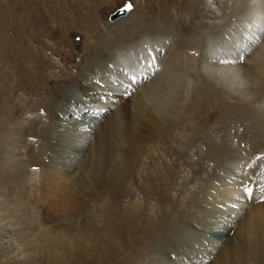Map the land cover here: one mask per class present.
I'll list each match as a JSON object with an SVG mask.
<instances>
[{
  "label": "rangeland",
  "instance_id": "374dc122",
  "mask_svg": "<svg viewBox=\"0 0 264 264\" xmlns=\"http://www.w3.org/2000/svg\"><path fill=\"white\" fill-rule=\"evenodd\" d=\"M64 1L68 4V3H70L71 0H64ZM83 1L84 2L89 1L88 3L90 5V7L89 8L87 6L82 7L84 4ZM122 1L123 0H76L75 3L78 4V7H80L81 10L79 9V11L74 12L72 10L71 5H70V8L69 7L64 8V5L61 4V0H14V1L13 0H0V3H1L0 4V114H2V120L3 121L9 120V118H8L9 116L3 115V114L11 115L10 120H9V122H7L8 124L6 126H5L4 122L0 119V122H3L2 124H0V172L4 171L8 167L12 168V170H13V168H15L18 165L20 167L24 166L27 169V172H25V174H27V175H25L26 177H24V178L19 173L14 174L12 177H9L10 174H6V176L4 178L3 177L0 178V264H126L128 261L129 262L133 261L134 264H136V262H137V264H167L166 261H160L161 257L167 255L164 253L165 252L164 248L166 247L167 244H168V246H172L170 249L167 247L168 254L170 253L171 256L174 258V254H175L174 249H176V250H178L176 252L180 253V256L182 258H184V261H187V263H190L191 258L194 259V262L196 260H200V257H198V256L196 257L195 254L190 255L191 254L190 252H192L194 250L193 248H189V246L193 244L190 241H198V240L200 241V237H202V236L198 237L197 235H194V234L198 233L199 235L204 234L205 237H208V236L211 238L214 237L213 233L211 234L210 230L208 231L207 228L205 227L206 224H207V227H209L210 229L215 228L216 229L215 232L218 233L219 236L217 234V236L214 237L215 239L216 238L218 239V241H217L218 244H215L216 242L212 243V245H218L217 249H211L209 247L210 243H208L206 241H204V243H206V245L203 243L200 248H198L195 245L193 246L194 248L197 247L199 249L197 251L198 253H204V256H207L208 250H213L215 253L217 252V254H219V256L222 253L220 257L223 256L222 258H224L225 257L224 253L225 252L228 253V251H226V250H228V247H226L227 241L228 240L234 241L235 239L239 238L237 233H235L237 235L234 234V236H233V233L235 232L234 229H236V224L239 223L240 218L236 219V217H234V218L230 217L231 220L227 222V220L224 219L225 217L222 218V216L223 215L225 216L229 213H230L229 216H236V214H233L232 212L239 210L238 212L240 214H243L242 215V217H243L245 215V213H247V210L249 209L251 202L248 204L249 205L248 206V205H246L248 202L239 201L240 198L241 199L244 198V196L239 195V193H236L235 195L231 194V196H229V197H232L233 199H235L237 203L232 202V201H229V202L224 201L225 198H228L227 196L229 193H223L222 192V190H225V187H223L220 184V182H222L220 179H224L223 177H225V173L228 171V167H230L232 164V162H231L232 158H230L232 156L230 155L231 153H229V152H231V150L234 151L238 147V154L237 155L241 156L243 154L239 152V149L245 148L248 145L253 146V144H255L253 142L260 143L258 146L259 149L264 148V136H263L264 135V124H263V126H260V125L257 126V124H255L256 119L251 118L250 115H246L247 111H243L241 113L242 115H240V113L237 111V109L235 107L233 108V106L230 105L231 104L230 101H226V100L222 99L220 97V95L216 94V93H215L216 96L213 94V95H210L208 97L210 99V101H207L204 98V99L198 100V102L195 103L193 101V100H195L193 98V94H196L197 89H194V88H196L198 86V84L200 85L201 81H204V78L202 80V73H199V71H196V67L199 64V61L195 59L196 62H193V66H191L192 67L191 70H193L195 73L189 74V73H185L184 71H181L180 67H179V69H177V67L180 65V62H182L181 59H179V58H176L178 60L168 59L167 57H170V56H167V54L170 55V53L171 54L173 53L174 55H176V54L182 53L180 51V44H179V42L182 40L185 42H188L190 40V42H192V43H194V41H195L194 46H196V48H199V49L205 48L211 43V42H209V36L211 35V37L217 38V35L219 33L222 34V35H220V34L218 35L220 37L218 39H221V40H219L218 42H215V40H214V43H222V42L228 43L229 42L228 47L229 48L232 47L231 49H235L236 48L235 44L237 42V39L239 38L240 35L245 33V31H243V32L240 31L238 33H234L236 31H238V29H239L238 25L240 22L238 21V18L240 20L242 19L241 17L244 18L245 11H248V9H246L247 6L244 4L245 3L244 0H236L237 5H238V3L244 4V5L241 4V5H243L242 7L244 8V10L242 7H238V9L235 11L237 13V14L235 13L236 16H234L235 14L233 15L231 13L228 17H224V22L222 21V19H221L222 22H220V20H217L213 24L216 27L212 28L209 32H206V30H199L200 29L199 22L194 21L196 19L198 20L199 15L196 14L194 16L193 22H191V20L188 18L189 17L188 15L192 16L196 12L195 8H198L196 5L199 6L198 2L200 0H195L194 3L191 5L187 4V2L185 0H183L184 3L183 2L180 3L182 0H173V1L171 0V2H163L164 0H129L131 4L133 3L132 4L133 9L131 11L134 12L132 14L133 15L132 18H128V19H130L129 21H134L136 19L135 18L136 16L137 17L139 15L143 16V14L145 17L147 15L148 18H150V19H156L157 22L159 23L158 26L161 27V30L158 31V29H157V32L155 33L156 37H162V38L165 37L164 36L165 33H162L163 32L162 30H164L163 27L168 26V25L170 26V23L175 24L174 25V29H175L174 32L172 34L166 33L167 38H166L165 45H160V48H161L160 57L157 59L158 68L155 71V75H153V77H156L157 74H159L161 72L162 68L164 67L163 66L164 61L167 59V62H168L167 67L169 66L167 69H168V72H170L169 73L170 76H168L167 78L160 77V80H161L160 85L164 84L166 86H169V87H172L175 89L180 88L179 90H181V92H180L181 94L177 93V95H176L177 99H176L175 104H176V106L178 104L179 106H177V109L180 110L179 108L181 107L183 115L185 113H186V115L182 116V112H180V111L178 112L177 110H175L174 112L176 114H174V112H173V114L175 115L174 117L168 115V117H172V118H168V117L165 118L166 116H165V114H163L162 120H161L159 118V116H157L159 122H163V121L165 122V120H172L173 121L172 126H168L169 128L167 127L168 129L166 128V130L163 132L165 137L160 139V140H158L159 138L157 139V137H156L155 138L156 140L153 139L152 142L150 141L149 143L146 144V147L144 145V147L141 150L135 149L133 151V153L131 154L132 159L129 158V160H127L129 163V164H127V169L125 167L124 168L125 170H122V171H125L126 173H128V176H127V174L124 175L123 177L121 176L120 177L121 179H118L119 182L111 184L112 188L115 187L112 191H110L111 188H109L107 191H103L102 188H99V191L97 193L98 198H97V201L95 203H91V204L87 203L86 205L79 207L78 208L79 210L77 212L75 211L76 209L73 211H72V209H70L69 211H67V209L64 211H59L57 208L55 209L54 207H52L51 204H48L47 202L41 200V198L36 195L37 194L36 193L37 188H36L35 180H40V175L38 176V174H39L38 170L41 169V164H44L41 161L44 159V160H46V162H50L51 165L52 164L56 165L57 167L55 166V168H61V163L58 164L56 159H53L52 156L55 157L57 155L58 151L63 150V152H64L65 149H68L69 147H71V153L66 152L67 153L66 156L61 157V158L59 157V159L57 158L58 161H61V160L66 161L65 159L67 157H71L73 154L76 155L78 152V148L75 146L77 139L75 142H73V141L69 142L68 141V143L64 147H62V145H64V139H65V137L62 135V136H60V140H58L59 146L57 145L55 150H53L54 148L52 149L53 152H52L51 156H50V153L52 150L50 151L48 149L47 153L50 152L48 154V157H47V154L45 153V155L43 157L41 156L40 161L37 164H31L32 162H35V161H32L30 159V158H32V152L31 151H32L33 146L39 147V148H41L43 145L47 146V144H48V146H50L49 143H52V141L56 142V139L59 138L58 136H56L54 130H52L53 123L51 120H53L52 119L53 117H51V114L56 115V113H57L58 116L61 117V119H65V120L68 119L73 114L70 111L69 113L62 115V113H61L62 109H60L61 108L60 106L62 105L63 100L59 97V94H61L62 91L57 89L56 84L58 85L59 88L61 86H63L64 89H67L68 83H73V85L76 84V81L74 80V76L77 74L78 68L73 67V66H76L73 64H80L83 56L86 57L87 55H89V56L91 55V53L88 54V51L91 48L100 45L99 42H102L103 39L106 37V34H108V32H107L108 31L107 30L108 25L107 24L112 23V22H109L108 20H106V14L108 13V11L112 10L116 5L122 3ZM221 1H224V0H221ZM227 1H229V0L224 1L226 3L223 2L222 6H224V7H225V5L228 6L229 3ZM71 3H73V2H71ZM163 3H165L166 6ZM164 6H165V8H163ZM210 7H212V5ZM101 8H103L102 9L103 13L101 15L102 17H100V15H99V11ZM239 8H240V10H239ZM254 8H255V12L259 11V9H256L255 5H254ZM164 10H167V13H166V15L164 14L162 16V14H163L162 12ZM238 12H240L241 14ZM83 13L89 15L85 20H83L81 17ZM255 15H256V13H255ZM126 16H122L120 18L122 19L123 17H126ZM255 17H257V16H255ZM120 18H118L117 20H119ZM117 20H115V21H117ZM115 21H113V22H115ZM228 21H230V22L232 21V22L229 23ZM185 23L189 26L198 27V28L194 29V30H188L189 27L187 29H181L180 28L181 26L179 27V25H181V24L185 25ZM195 24H197V25H195ZM217 25H218V27H217ZM235 26H236V28H235ZM94 27L97 28L96 31H91ZM117 28H119L118 30H120L121 27H117ZM229 28L231 31L229 30ZM212 30H213V32H212ZM116 32H117V29H116ZM205 32L207 34H205ZM230 33H232V34L229 35ZM94 34H96V35H94ZM173 34H175V35H173ZM75 35H77L79 37V40L78 39L75 40V38H74ZM112 36L113 35L111 34L110 37H112ZM134 36L135 35L130 36V39H134L133 38ZM226 36H228V39L226 38ZM204 39H205L206 43H205V41H203ZM206 39H208V41ZM196 43L197 44L199 43V45H197ZM204 45H206V46H204ZM167 47L168 48L170 47L169 50L172 48V50H170L169 53H168L169 50L166 49ZM115 49L118 52V49L117 48H115ZM173 49L175 52H173ZM34 53H36L37 55L32 56L31 54H34ZM108 54L111 55V57H109V58L107 57L108 59L103 58V62H105L106 60H112V61L115 60V58H112L113 56H115L113 53H111L109 51ZM240 54H242V53H240ZM226 55H228V54H226ZM198 56H197V58H198ZM24 57L25 58H27V57L32 58V59H30L32 61H29V62H30L31 66L32 65L36 66V72H33V71L27 69L26 67H24L25 66L23 63L25 61ZM29 58H27V59H29ZM202 59H204V57H202ZM36 60L37 61L41 60V61H39V63H38ZM129 60H132L131 66L137 67V65H135V63L137 62L138 59L136 60V58L133 55H131V58ZM232 60L233 59L225 58V59H220L219 62H218V60H216V62L220 63L222 61L226 62V61H232ZM213 61H215V60H213ZM40 63H43V65H41ZM106 63H107V67L109 70L115 71L117 69V66L115 64L110 63L109 61L108 62L106 61ZM121 63H122V61L120 62V64ZM144 63H146V60H142L140 62V65H143ZM237 63H238V65L241 64V62H239V61ZM177 64H178V66H177ZM30 65H29V67H30ZM82 65L84 67L85 64H82ZM82 65L79 66V68H83ZM209 69H212V68L206 67V70H209ZM41 70H43V71H41ZM211 71H214V70H209L208 72L210 74H212V76L214 75L216 79L211 78L212 76L208 77V78L210 80H214V81L216 80L215 82H217L218 85L222 86L223 85L222 81L220 79H218V77L216 76V73H213ZM115 72H111L112 79L110 77L109 80L111 83L115 84L114 89L117 90L119 88V86H117V84H119L120 81L123 84L126 83L125 85H127V81H126V79L123 80L121 77L117 76L116 75L117 72L116 73ZM149 72H152V71H149ZM68 74H70V75H68ZM123 74L124 73H121V71H120V75H123ZM7 75H9V76L11 75L10 76L11 78L10 77L8 78V80L5 84V87H4L1 85V82H2V79L6 78ZM72 75H74V76H72ZM151 76L152 75H146V77H143L141 79L140 83L147 81ZM153 77L151 78V80L153 79ZM100 80H101L100 78L95 79L93 77L92 78V86L99 85V84H101L100 85L101 88L106 86L105 84H102ZM164 80H165V82H164ZM244 82H245V79L243 80V83ZM51 83H52L51 87H53V88L49 87ZM83 83L90 85L87 82V80H86V82L83 81ZM231 84H232L231 88L243 87L237 82H233ZM238 84H239V86H238ZM72 89H74L73 86H72V88H69L68 90L70 91ZM136 91H137V89L133 88L132 91L129 90L127 95L124 92L123 93H124V95L128 96L129 98H132L137 93ZM182 91L184 93H182ZM194 91H195V93H193ZM186 92H188V94ZM71 95H75L76 98L69 100V102L71 103V102L75 101L76 107L79 105L77 107L78 108L77 112L80 115L82 113H85L88 110V108H87L88 105L85 104V102H88V101H89V103H88L89 105H92L94 103L97 108H99V107L104 108V109H101L102 113L98 117L99 118L98 121H94V123H98V124L102 125L101 121L105 122V121H107V119L109 120V118H111L110 115H112V111L114 109H116V106H113L111 108H106V105H100L104 102H101L98 98H101L103 96L99 97V95H98V98L96 97L95 99L94 98L87 99V97L84 96L83 93H80V95H79L76 89H74V92ZM108 96H109V98L113 97L116 102L118 101V103H120V100H118L117 97H115L114 92L112 95L108 94ZM136 98H138V94L133 99L135 100ZM186 98H190V100H192L191 102L196 104L194 106V108L192 107V108H190V110H188L187 107H188V105L191 104V102L190 101L187 102ZM123 100H126V99L123 98ZM227 100H230V98H227ZM186 102H187V105H186ZM207 102L210 104H208ZM225 103H226V105L229 103V105L226 107ZM15 104H18V106H16ZM200 104L203 106H201ZM207 104L210 106H208ZM260 104L261 103H259V105ZM181 105H183V106H181ZM214 105H216V106H214ZM63 106H64V104H63ZM212 106H214V107H212ZM19 107H20V109H19ZM205 107H209V108H205ZM92 108H93V110L95 109V107H92ZM184 108L187 110V112L183 111ZM262 108H264V101H262V104L260 105L258 112H261V110H262L261 113H263L264 109H262ZM53 111H54V113H53ZM222 111H223V113H222ZM211 112L213 114H211ZM235 112H238V113H235ZM14 113H16L15 116H14ZM98 113H100V112H98ZM19 114H20V117L18 116ZM199 114H200V116H198ZM75 115H76V113L73 114V116H75ZM137 115H139V114H137ZM244 115L246 116V118ZM39 116L45 117L47 119L44 120L43 122H40L39 119L37 118ZM180 116H181V118H180ZM192 116H193V118H192ZM182 117H183V120H182ZM190 117H191V119H190ZM239 117L241 118L242 122L239 121L240 119H237ZM12 118H13V120H12ZM142 118H147V117H145V116L139 117L138 116L136 118L135 116H132L131 120H129L130 121L129 124H127L128 131H131L133 133H141L139 127L141 125L140 122L142 121ZM175 118H178V119H175ZM233 119H234V121H235V119H237L235 121L236 122L235 124H234V122H233V124L228 122V121H231ZM28 120H29V122H28ZM94 120H96V119H94ZM207 120H209V121H207ZM204 121H205V123H204ZM208 122H210V123H208ZM176 123H178V124L176 125ZM262 123H264V118H262ZM68 124H71V123H68ZM108 124L110 126L111 125L114 126L115 123L113 124L111 122H108ZM108 124L106 125L108 127L105 126L107 128V130H105L106 128L101 129L103 132L102 136L104 138L107 137L106 134L108 133V131L110 132L109 129L112 127V126L110 127ZM187 125H188V129H187ZM192 125L195 126L194 127L195 130L193 129ZM24 126L25 127L28 126V131H25V134L24 133L18 134L15 132L14 129H18V128L21 129ZM255 126H257V128ZM95 127L92 129L97 130L98 126L95 125ZM81 128L83 129L84 127L82 125H79V126L75 127L74 129L76 130V129H81ZM4 129H6V131L9 133V137H7V138L5 137L6 134L4 132L2 133V130H4ZM74 129H72V130H74ZM190 129H191V131H189ZM72 130L70 132H72ZM198 132H199V134H198ZM259 132L263 133V134H261L262 138L253 137V136L259 134ZM53 133H54V135H53ZM97 133H99V132H97ZM97 133L95 132V134H97ZM1 134L3 136H1ZM69 135H72V133H69ZM119 135L121 137H124V136H126V133L124 131H121V132H119ZM48 136H50L52 141L46 140V137H48ZM196 137H198V138H196ZM91 140H92V137H89V142H91ZM102 140H100L99 143L102 144ZM208 140L211 141L212 146L207 147L206 150L204 151L205 157L199 158L202 162H204V164L206 165L207 168H205L203 170V166H202L200 172L203 173V172L210 171V173L212 174V179H210V181L203 180L202 189H201L200 193L197 194V196H196V205H197V207H199V203L202 206L205 205L204 207H206L207 211L210 210V208L217 210V216H214L211 218L207 217L206 214L204 215V212H202V210L200 211L199 209L198 210L195 209L194 213L193 212L191 213L190 208L186 209L183 207V204H182L183 201L185 202L184 205H186V203L188 202L187 199L190 196V193H188L190 191V187L176 189V186H178L176 184L175 186H172V187H174V189L172 188L170 190H167L171 184L168 183V184L164 185V183H160V182H162L161 178L163 176L166 175L165 178H168L170 176L169 174L172 173L171 175H174L173 170L176 168V167H174L175 166L174 160H176V158H179V156H180L179 151L182 152L186 149L188 150V148L191 150H194L195 148H200V150L205 149L203 147L206 146V143ZM219 140H221V142ZM226 140L229 142L227 146L225 144ZM106 141H108V140H106ZM250 143L251 144L253 143V144L251 145ZM116 144H119L118 140L113 145H116ZM91 147H90V144H88V147L86 148L85 152L83 151V154H80L78 156V158H79L78 161L84 160L86 154L90 153L89 151L91 150ZM114 148L117 151H119L120 153L124 152L123 148H118V147H114ZM146 150L149 152V154H147L148 152ZM170 152L172 153L171 156H169ZM252 154L251 153L246 154V156L248 155L249 158L247 157L248 160L245 159L248 161V164L251 167H253L252 170H251V167H250V170H249V168L245 167L243 171L250 173L255 168L259 167L257 162H254L251 160L250 156ZM34 156L39 158L36 155H34ZM213 157H214V159H213ZM254 158H256V157H254ZM249 159L251 160V163H250ZM35 160H37V159H35ZM113 160L114 159H110L107 162H104V160H103V162H102L103 167H101L102 173H105L104 170L106 167L111 166V163ZM165 160H166V162H165ZM11 161H12V163H11ZM241 161H243V157L241 158ZM68 162H70V160H68ZM74 162H77V160L75 159ZM155 162H156V164H155ZM169 163H170V165H169ZM254 163H256V165H254ZM137 164L139 166H135ZM166 167L169 168L170 173L162 171V169H164ZM134 168H136V169H134ZM209 168H211V169H209ZM128 170L131 172H127ZM37 172H38V174H37ZM158 172L161 174L160 178H157V176H156V174ZM217 173H218V175H216ZM105 174H107V176H109V173H105ZM183 175H185V174H183ZM146 176H147V178H146ZM249 176L253 177L254 173L250 174ZM142 177H143V179H141ZM25 178H26V180H25ZM135 178H136V181H135ZM215 178H217V181H215ZM227 178H229V177H227ZM227 178H225V179L227 180ZM230 178H232V177H230ZM263 178H264L263 176H260L259 180H262ZM69 179L67 176H62L60 178V180H64V183H65L64 189L65 190H66L67 185H68V184H66L65 180L68 182ZM256 179H258V177L252 178V180H256ZM140 180L141 181L143 180V181L141 182ZM213 180L215 181V183ZM178 181H180V180H178ZM120 182H121V184H120ZM144 182H145V185H144ZM155 182H156V184H155ZM31 183L34 184L32 187H31V185H32ZM159 184H160V186H159ZM162 184H163V186H162ZM226 184H227V182H226ZM128 185H130V186H128ZM134 185L137 187H135ZM208 185H210V186H208ZM165 187H167V188H165ZM229 187H231V186H229ZM145 189H146V191H145ZM164 189L167 190V193H164L162 196L158 195L159 198L161 199L160 202H162V204H160V205H162L163 211L165 213H168V214L172 211L173 212L172 217H176L175 214L178 213L179 211L182 212V215H183V213H186V212L189 213L190 216H189V218H187V220H189L193 224V226H194L193 230L195 228L197 230V232L196 231L193 232V236L190 237L189 232H183L182 228L185 226V223L181 222L178 229L173 230V232L171 233L173 235H170L172 237V238H170V241L167 240L165 242L164 240L162 241V239H161V241L159 240L160 242H165V247L162 248V252H161L164 254H161V253L158 254V253H156L157 250H155V248L152 247V246H154L153 240L156 237L155 235L160 233L159 231L155 232V230L153 231V229H152L154 227V226H152V222L155 223V221H154L155 219L151 220V218L147 217V215L142 214L141 212H140V214H135L133 212L134 210L129 211V207H127V206L130 203L135 204L137 201H140V202H144L143 203L144 206H146V204L148 203L149 206L152 204L153 208H155V206L157 207L155 195L159 194ZM203 189L205 191H202ZM153 190H155V191H153ZM237 191H242L245 193V191H243L240 187L237 188ZM178 192H179V194H178ZM27 193L29 195L26 196ZM129 193H133V194H129ZM116 194H117V196H116ZM119 195L122 197H120ZM128 195H130V196H128ZM172 196H175V199H172ZM4 197H6L5 200H4ZM111 199L113 200V202ZM143 199H144V201H143ZM145 199H146L147 203L145 202ZM116 200L118 202H116ZM128 200H130V201H128ZM178 200H179V202H177ZM134 201H135V203H134ZM259 201L263 202L264 198H263V200H258L257 202H259ZM239 202H241V203H239ZM105 205H107V206H105ZM227 205H229V207L230 206L233 207V209L231 210V212H228V210H226V212L222 214L221 210L225 209V206H227ZM172 206H174V207H172ZM94 207H95V209H94ZM104 207L106 210L104 209ZM120 207L122 209H120ZM173 208H174V210H173ZM89 210L90 211L92 210V211L90 212ZM101 211L103 213H101ZM114 212H116V213H114ZM113 213H114V215H113ZM102 214L107 215V217L105 218V215L103 217ZM138 215H139V217H138ZM229 216H227V217H229ZM99 217H101V218H99ZM115 217H117V218H115ZM102 218L105 221L101 220ZM110 218H111V220H110ZM230 218H228V219H230ZM205 219L212 220L213 222H215V221L216 222L218 221V222L217 223H208V222L205 223L203 221ZM219 219H221L220 223H219ZM81 221L94 222L95 226L98 225L99 222H103L102 223L103 226L100 227V229L97 230L96 232L95 231L91 232L92 235H90L89 232L84 231V227H81V223H82ZM186 225H187V223H186ZM223 227H225V228H223ZM255 227H256L255 229H257V227H258L257 221L255 224ZM103 229H105L106 231ZM102 230L104 231V233ZM158 230H160V229H158ZM43 233H46L47 237L55 235V238L58 237V238H60V240L67 239L65 241H69L70 237L77 235L78 238L79 237H80V239L84 238V241L87 242L86 238L90 236L92 239L91 240L92 243L91 244L90 243L85 244V247L83 249H80L78 252L73 251V253H71V252L65 253L63 250L60 251V248H54L53 251L51 250L52 251L51 253L46 254L45 252L54 246L49 247L48 244H46L43 241L42 237L40 236V234H43ZM154 233H156V234H154ZM182 234H183V237L186 238V241H188V242L186 244H184L183 247L181 244H179L181 246L180 247V246H178L177 240H175V239H178L179 238L178 236H180ZM220 234H222V235H220ZM104 235L106 236L105 238L108 237L107 240H109V241L111 240V238L113 239V236L115 235L113 241L112 242L110 241L111 244H109L110 243L109 241L108 242L106 241V239L103 237ZM158 237H160V236H158ZM234 237H235V239H234ZM203 239H205V238H202L201 240H203ZM4 240H8L9 243L2 242ZM65 241H63V242H65ZM159 241H156L154 243V244H158V245H156L157 247H159V244H160ZM219 241H221V242H219ZM99 243H102V244H99ZM174 243L177 245L176 248L174 247L175 246ZM7 245H9V247H7ZM206 246H208V247L205 249ZM231 247L232 246L230 245L229 248H231ZM94 248H96V250ZM172 248H174V249H172ZM6 249H8V250H6ZM148 250L149 251L151 250V251L149 252ZM243 250L244 249L239 247V245H238V251L243 252ZM232 251L234 252V254H236L235 249ZM198 253H197V255H198ZM229 253H230V251H229ZM147 254L149 255V257L146 258ZM262 254L264 255V252H262ZM238 255L239 254H236V256L233 255V257L230 258V257H228V254H227V258H229V261L232 264H240V258ZM211 256H212V254L208 255L209 259L211 258ZM172 257L169 258L170 259L169 261H171V259H173ZM177 258H180V257H177ZM235 258H236V260H235ZM252 258H253L252 261H254L255 260L254 255ZM231 259H233L234 262ZM218 260L219 259L217 258V260L215 262H217ZM172 261L175 262V264H178L177 263L178 261H176V260H172ZM187 263H184V264H187ZM197 264H199V263H197ZM203 264H208V262L207 263L205 262ZM209 264H212V261ZM248 264H252V263H249V261H248ZM254 264H257V262L255 261Z\"/></svg>",
  "mask_w": 264,
  "mask_h": 264
},
{
  "label": "bare ground",
  "instance_id": "6f19581e",
  "mask_svg": "<svg viewBox=\"0 0 264 264\" xmlns=\"http://www.w3.org/2000/svg\"><path fill=\"white\" fill-rule=\"evenodd\" d=\"M75 1L76 0H71L70 3L67 4L64 0H61V4L64 5V8H67V7L70 8V5H71L72 10L74 12L79 11V9L81 10V8L78 7V4L75 3ZM185 1L187 2V4L191 5L194 3L195 0H185ZM224 1H226V0H224ZM224 1H221V0H200L198 2L199 6L196 5L198 7V8H195L196 12L193 15L191 14L192 16L188 15L189 16L188 18L191 20V22H193L194 16L196 14L199 15L198 20L197 19L194 20V21L199 22V24H200L199 30H206V32H209L212 28L216 27L213 24L217 20H220V22H222V21L224 22V17H228L231 13L234 15L236 13L235 11L238 9V7H242L245 4L247 6L246 9H248V11H245L244 18L241 17L242 18L241 20L238 18V21L240 22L238 25L239 29L237 28L238 31L234 32V33H238L240 31L241 32L245 31V33L240 35L238 39L236 38L237 39V42L235 44L236 48L235 49H231L232 47L229 48L228 47V43H229L228 41H227L228 43H226V42L214 43V40H215V42H218L219 40H221V39H218V38H220L218 36L220 33L218 32L219 34L217 35V38L216 37L213 38V37H211V35L209 36V42H211V43L207 47L201 48L202 50L199 48H196V46H194L195 41H194V43L190 42V40L189 41L187 40L188 42H185L183 40L180 41L179 42L180 51L182 53L176 54V55H174L173 53L172 54L170 53V55L167 54V56H170L167 58L173 59V60L174 59L178 60L176 58L181 59L182 62H180L179 66L177 64V66H178L177 69H179V67H180L181 71H184L185 73H189V74L195 73L193 70H191V68H192L191 66H193V62H196L195 59L199 61L198 66L197 67L195 66V67H196V71H199V73H202V80L204 78V81H201L200 85L198 84V86L196 88H194V89H197L196 94H193V93H195V91L192 93L193 98L195 99L193 101L195 103H197L198 100L204 99V98H205V100L210 101V99L208 98L210 95L214 94L216 96V94H219L222 99H224L226 101H230L231 102L230 105H232L233 108L235 107L237 109V111L240 113V115H242L241 113L243 111H247L246 115H250L251 118L256 119L255 124H257V126L258 125L263 126L264 123H262V118H264V114H263L264 112L261 113L262 110H261V112H258V109H259L260 105L262 104V101H264V28H263L264 27V0H244L245 3L244 4L241 3L243 5H241L239 3L237 5L236 0H229V1H227L229 3V5L228 6L225 5V7L222 6V3ZM71 2H73V3H71ZM88 2L85 1L82 7L87 6L89 8L90 5ZM163 2H171V0H164ZM182 2L184 3L183 0L180 3H182ZM224 3H226V2H224ZM163 4L166 6L165 3H163ZM211 5H212V7H210ZM254 5H255L256 9H259V11L256 10L257 12H255ZM165 6L163 8H165ZM102 9L103 8H101L99 11L100 17H102L101 15L103 13ZM132 9H133V6H132L131 10ZM131 10H129L127 12V14H126L127 16L125 15L126 17H123L122 19L120 17H118V18H120L119 20H117L118 18H116L112 21H109L112 23L107 24L108 25V27H107L108 34H106V37L103 39L102 42H99L100 45L91 48L88 51V54L91 53V55L90 56L87 55L86 57L83 56L80 64H73V65H76L73 67L78 68L77 74L75 76L72 75V76H74V80L76 81V84L73 85V83H68L67 89H64L63 86H61L59 88L58 85L56 84L57 89L62 91V92L60 91L61 94H59V97L63 100V103L60 101L62 103V105L60 106L61 107L60 109H62L61 110L62 115L69 113L70 111L73 114L76 113V115L73 116V114H72L68 119L65 120V119H61V117L58 116V114L56 112H55L56 115L51 114V117H53L52 118L53 120H51V121H52L53 127H54V128L52 127V130H54L56 136H58L59 138L56 139V142H54L51 140L50 136L46 137L47 141H49V140L52 141V143H49L50 146H48V144H47V146L49 148L45 145H43L41 148L34 147V146L32 148V151H31L32 152V158H30V159L32 161H35V162H32L31 164H37L40 161L41 156L43 157L45 155V153L47 154V157H48V154L50 153V152L47 153L48 149L50 151L53 148H54L53 150L56 149V147L58 145V140H60V136L63 135L65 137L64 145H62V147H64L68 143V141L69 142H71V141L75 142L77 139L75 146L78 148V152L76 155L72 153L73 155L71 157H67L65 159L66 161H62V160L58 161L59 157L61 158V157L66 156L67 153H71V147H69L68 149L64 148L65 149L64 152H63V150L58 151V153L55 157L52 156L53 159H56L58 164L61 163V168H55L56 165H53V164L51 165L50 162H46V160L43 159L41 162L44 164H41V169L38 170L39 174L37 172L38 176L40 175V180H35L36 188H37V192H36L37 194L36 195L38 197H40L41 200L47 202L48 204H51L52 207H54L55 209L57 208L59 211H64L66 209H67V211H69L70 209H72V211H73L76 209L75 211L77 212L79 210L78 209L79 207H82L83 205H86L87 203L88 204L95 203L97 201V198H98L97 193L99 191V188H102L103 191H107L109 188H111L110 191H112L115 187L112 188L111 184L119 182L118 179H121L120 178L121 176L123 177L126 174L128 176V173H126L125 171H122V170H125L124 169L125 167L127 169V164H129L127 160H129V158H131V154L133 153V151L135 149L141 150L144 147V145L146 147V144L149 143L150 141L152 142L153 139H155L156 137H157V139L159 138L158 140L164 138L165 136H164L163 132L166 130V128L168 126H172V122H173L172 120H165V122L164 121L159 122L157 116H159V118L162 120L163 114H165V116H166L165 118H167L168 115L174 117L175 116L174 114H176L174 112L175 110H177L178 112L179 111L182 112L181 107L179 108L180 110H178L177 106H179V105L177 104V106H176V104H175L176 99H177L176 95H177V93L181 92V90H179L180 88L175 89V88L166 86L164 84L160 85V82H161L160 77L167 78L168 76H170L169 75L170 72H168V69H167L169 67V66L167 67V63H168L167 59L164 61V65H163L164 67L162 68L161 72L159 74H157L156 77H153V75H155V71L158 68L157 59L160 57V50H161L160 45H165L166 38H167L166 33L172 34L175 30L174 29L175 24L170 23V26L168 25V26L163 27L164 30H162L163 31L162 33H165V35L163 34L165 37H163V38L162 37H156L155 33L157 32V29H158V31L161 30V27L158 26L159 23L157 22V20L156 19H150V18H148L147 15L145 17L143 14V16H140V15L138 17L136 16L135 17L136 19L134 21H129L130 19H128V18H132V16H133L132 14L134 13ZM239 10H240V8H239ZM243 10H244V8H243ZM162 13H163L162 16L164 14L166 15L167 10H164ZM238 13H240V12H238ZM255 13H256V15H255ZM236 14L234 16H236ZM88 16H89L88 14L83 13L81 17L83 20H85ZM106 16H107V14H106ZM255 16H257V17H255ZM221 19H222V21H221ZM106 20H107V18H106ZM115 20H117V21H115ZM113 21H115V22H113ZM228 22L231 23L230 21H228ZM195 25H197V24H195ZM117 27H121L120 30H118L119 28H117ZM179 27L181 29H187L189 27L188 30H194V29L198 28V27L189 26L186 23H185V25L184 24L179 25ZM217 27H218V25H217ZM235 28H236V26H235ZM96 29L97 28L94 27L91 31H96ZM116 29H117V32H116ZM229 30H230V28H229ZM206 32H205V34H207ZM212 32H213V30H212ZM232 33H230L229 35H231ZM111 34L113 35L112 37H110ZM94 35H96V34H94ZM132 35H135L133 37L134 39H130V36H132ZM173 35H175V34H173ZM220 35H222V34H220ZM226 38L228 39V36H226ZM206 40L208 41V39H206ZM203 41H205V39ZM205 43H206V41H205ZM197 45H199V43ZM206 45H204V46H206ZM115 48L118 49L119 53L116 51ZM169 48L167 47L166 49L169 50ZM170 50H172V48ZM170 50L168 51V53L170 52ZM109 51L115 55L112 57V58H115V60L114 61L106 60V61L107 62L109 61L110 63H113L117 66V69L115 70L117 73L115 71H111L108 69L106 61L103 62V58L111 57V55L108 54ZM173 52H175L174 49H173ZM240 53H242V54H240ZM226 54H228V55H226ZM31 55L36 56L37 54L34 53ZM131 55H133L136 58V60L138 59L137 62L135 63V65H137V67L131 66L132 60H129L131 58ZM197 56H198V58H197ZM202 57H204V59H202ZM27 58H29V57H27ZM27 58L24 57V60H25L23 62L25 65L24 67H26L27 69H29L33 72H36V66H33V65L31 66L30 62H29V61H32V60H30L32 58H29V59H27ZM225 58L233 59V60L232 61H226V62L222 61V62L218 63L220 59H225ZM142 60H146V63H144L143 65H140V62ZM213 60H215V61H213ZM216 60H218V62H216ZM39 61H41V60H39ZM39 61H37V62L39 63ZM121 61H122V63L120 64ZM238 61L241 62L240 65H238V63H237ZM40 64L43 65V63H40ZM82 64H85L84 67ZM29 65H30V67H29ZM81 65L83 68H79V66H81ZM205 66L212 68L209 70H214L211 72L216 73V76L218 77V79H220L223 83L222 86L218 85L217 82H215L216 80L214 81V80H210L208 78V77H211L212 74H210L208 72L209 70H206ZM41 71H43V70H41ZM120 71H121V73H124V74L120 75ZM149 71H152V72H149ZM111 72H115L116 75L121 77L123 80L126 79L127 85H125L126 83L123 84L120 81V83L117 84V86H119V88L117 90H115L114 89L115 84L111 83L109 80V78L111 77ZM68 75H70V74H68ZM146 75H152V76L147 81L140 83L141 79L143 77H146ZM10 76L7 75L6 78L2 79V82H1L2 86L5 87V84H6L8 78ZM93 77L95 79L100 78L101 83L105 84L106 86H104L102 88L100 86L101 84L92 86V78ZM152 77H153V79L151 80ZM211 78L216 79L214 75ZM111 79H112V77H111ZM244 79H245V82L243 83ZM86 80L90 85L83 83V81L86 82ZM164 82H165V80H164ZM233 82H237L243 87L231 88V86H232L231 83H233ZM239 84H238V86H239ZM51 86H52V83L50 84L49 87H51ZM72 86L74 87V89L77 90L79 95H80V93H83V95L86 96L87 99H89V98L95 99L96 97L98 98V95H99V97L103 96V97L98 98V99L101 102H104L100 105H106V108H111L113 106H116V109H114L112 111V115H110L111 118H109V120L107 119V121H105V122L101 121L102 125L98 124V123H94V121H98V119H99L98 117L102 113L101 109H104V108L103 107L97 108L94 103L92 105H89L88 104L89 101L85 102V104L88 105L87 106L88 110L85 113H82L83 115L78 114V112H77L78 108L77 107L79 105L76 107L75 101H73L71 103L69 102V100L76 98L75 95H71L74 92V89H72L70 91L68 90L69 88H72ZM51 88H53V87H51ZM133 88L137 89V91H136L137 93L132 98H129L126 95L128 94L129 90L132 91ZM113 92H114L115 97H117V99L120 100V103H118V101L116 102L113 97L109 98L108 94L112 95ZM123 92L126 95H124ZM182 93H184V92L182 91ZM186 93L188 94V92H186ZM137 94H138V98H136L134 100L133 98L135 96H137ZM123 98L126 100H123ZM227 98H230V100H227ZM186 99H187L186 100L187 102L192 101V100H190V98H186ZM187 102H186V105H187ZM229 103L227 105L225 103V106L227 107L229 105ZM259 103H261V104L259 105ZM63 104H64V106H63ZM208 104H210V103H208ZM15 105L18 106V104H15ZM195 105L196 104L191 102V104L188 105V107H187L188 110H190V108H192V107L194 108ZM181 106H183V105H181ZM201 106H203V105H201ZM208 106H210V105H208ZM214 106H216V105H214ZM214 106H212V107H214ZM92 107H95V109L93 110ZM205 108H209V107H205ZM19 109H20V107H19ZM262 109H264V108H262ZM183 111L187 112V110L185 108ZM98 112H100V113H98ZM173 112H174V114H173ZM238 112H235V113H238ZM53 113H54V111H53ZM222 113H223V111H222ZM15 114L16 113H14V116H15ZM137 114H139V115H137ZM211 114H213V113L211 112ZM3 115L9 116L8 118L10 120L11 115H8V114H3ZM184 115H186V113ZM184 115L182 112V116H184ZM18 116L20 117V114ZM132 116H135L136 118L138 116L139 117H144V116L147 117V118H142V121L140 122L141 125L139 128H140L141 133H133L131 131H128L127 124H129V122H130L129 120H131ZM198 116H200V114ZM172 117H168V118H172ZM37 118L39 119L40 122H43L44 120L47 119V118L41 117V116H39ZM180 118H181V116H180ZM192 118H193V116H192ZM245 118H246V116H245ZM0 119L2 120V114H0ZM94 119H96V120H94ZM175 119H178V118H175ZM190 119H191V117H190ZM237 119H240L239 121H241L240 117ZM237 119H235V121ZM9 120H7V121L2 120L5 124V126L8 124L7 122H9ZM12 120H13V118H12ZM182 120H183V117H182ZM207 121H209V120H207ZM235 121L233 119V120L228 121V122H230L232 124L234 122V124H235L236 123ZM3 122H0V124H2ZM28 122H29V120H28ZM108 122H111L113 124L115 123V124H114V126L111 125L112 126L111 127L108 124ZM68 123H71V124H68ZM204 123H205V121H204ZM208 123H210V122H208ZM107 124L111 128L109 129L110 132L108 131V133L106 134L107 137L104 138L102 136L103 132L101 129L108 127V126H106ZM177 124L178 123H176V125ZM79 125H82L84 128L75 130L74 128L79 126ZM95 125L98 126L97 130L92 129L95 127ZM188 125H187V129H188ZM257 126H255V127L257 128ZM192 127L195 130V128H194L195 126L192 125ZM70 129L71 130L74 129V130H72V132H70L71 131ZM14 130L18 134H22V133L25 134V131H28V126L27 127L24 126L21 129L18 128V129H14ZM105 130H107V128ZM121 131H124L126 133V136L121 137L119 135V132H121ZM189 131H191V129ZM3 132L6 134L5 135L6 138L9 137V133L6 131V129L2 130V133ZM95 132L96 133L99 132V133L95 134ZM262 132H259V134H257V135H255L253 133L255 135L253 137L262 138V136H261V134H263ZM69 133H72V135H69ZM198 134H199V132H198ZM53 135H54V133H53ZM1 136H3V135L1 134ZM89 137H92L91 142H89ZM196 138H198V137H196ZM105 139L108 141H106ZM100 140H102V144L99 143ZM117 140L119 141V144L113 145ZM221 140H219V141L221 142ZM228 143L229 142L226 140V142H225L226 146L228 145ZM253 143H255V144H253ZM253 143H252L253 146L248 145L245 148L239 149V152L243 154V155H241L243 157V161H241L242 157L240 155L239 156L237 155L238 154V147L236 150H234V151L231 150V152H229V153H231L230 155L232 156V157H230V158H232L231 159L232 164L230 167H228V171L225 173V177H223L224 179H220L222 181V182H220V184L223 187H225V190H222V192L223 193H229L227 196L228 198H225L224 201L236 202L235 199H233L232 197H229V196H231V194L235 195L236 193H239V195L244 196V198L243 199L240 198L239 201L248 202L246 205H248L251 202L250 207L247 210V213H245V215L243 217H242L243 214H240L238 212L239 210L232 212L233 214H236V216H229L230 213L225 215V216L224 215L222 216V218L225 217L224 219H226L227 222L231 220L230 217H233V218L236 217V219L240 218L239 223L236 224V229H234L235 232L233 233V236L235 233H237L239 238L235 239V237H234V239H235L234 241H232V240L227 241L226 247H228V250H226V251H228V253L227 252L224 253L225 254L224 258H222L223 256L220 257L222 253L219 256V254H217V252L215 253L213 250H208L207 256H204V253H198L197 252L199 250L198 248L201 247V245L204 243V241L210 243L209 247L211 249H217V247H218V245H212V243H214V242H216L215 244H218L217 243L218 239L214 238L215 236H217L218 233L215 232V230H216L215 228L210 229L209 227H207V224L205 225V227L207 228L208 231L210 230L211 234L213 233L214 237H212V238L209 236L205 237L204 234L199 235L198 233H196L194 235H197L198 237L202 236V237H200V241L199 240L198 241H190L193 244L192 245L189 244L190 246L188 245L189 248L194 249L192 252H190L191 253L190 255L195 254L196 257L197 256L200 257V260H196L194 262V259L191 258L190 259L191 262L187 263V261H184V258H182L180 256V253L176 252L178 250H176L174 248H172V249H174V253H175L174 258L171 256L170 253L168 254L167 247L170 249L172 246H168V244H167L165 247V242L167 240L170 241V238H172L170 235H173L171 233L173 232V230L178 229L181 222L185 223V226H186V227L184 226L182 228L183 232H189L190 237L193 236V232H195V231L197 232V230L195 228L193 230V227H194L193 224L189 220H187V218H189V216H190L189 213L186 212V213H183V215H182V212L179 211L178 213L175 214L176 217H172L173 216L172 211L169 214L165 213L163 211L162 205H160V204H162V202H160L161 199L158 196V195L162 196L164 193H167V190H170L172 188L174 189V187H172V186H175L176 184L178 185V186H176V189L190 187V191L189 190H188L189 192L187 191L188 193H190V196L187 199L188 202L186 203V205H184L185 204L184 201H183V203L181 202L183 204V207L186 209L190 208L191 213L192 212L194 213L195 209H197V210L199 209L200 211L202 210V212H204V215L206 214V216L209 218L217 216V210L210 208V210L207 211L206 207H204L205 205L202 206L200 203H199V207H197V205H196V196H197V194L200 193V191L202 189L203 180L210 181V179H212V174L210 173V171L203 172V173L200 172L202 166H203V170L207 167L204 164V162H202L199 159L201 157H205L204 151L206 150L207 147L212 146L210 140H208L206 143V146L203 147L205 149L200 150V148H195L194 150H191L188 148V150L186 149L182 152L179 151V153H180L179 158H176V160H174V164H175L174 167H176L173 170L174 175H171L172 174L171 173V174H169L170 176L167 174L169 176L168 178H165L166 175L161 178L162 182H160V183H164V185L169 183V184H171L170 187L167 190L164 189L165 191L162 190L159 194H156V195L154 194L155 198H156L157 207L155 206V208H153L152 204L149 206L148 203L146 202V199H145V202L147 203L146 206L143 205L144 202H140V201H137L136 203L134 201L135 204L130 203L127 206V207H129V211L134 210L133 212L135 214H140V212H141L142 214H145V215H147V217L151 218V220L155 219L154 220L155 223L152 222V226H154L152 229H153V231L154 230H155V232L159 231L160 233L155 235L156 237L153 240L154 246H152V247L155 248V250H157L156 253H158V254L161 253L162 248L165 247L164 253L167 254L165 256L162 255L163 257H161L160 261H166L167 264H171V263L175 264V262H173L172 260L178 261L177 262L178 264H184V263H187V264H192V263L193 264H197V263L203 264L205 262L206 263L208 262V264H209L211 261H212V264H232L229 261V258H227V254H228V257H230V258H232L233 255L236 256V254H239L238 256L240 258V264H248V261H249V263H252V264H254L255 261L257 262V264H264V255L262 254V252H264V201L263 202H260V201L257 202L258 200H263V198H264V178L262 180H259L260 176L264 177V148L259 149L258 146L260 143H258V142H253ZM88 144H90V147L92 146L91 150L89 151L90 153L86 154L83 161H80V160L78 161V159H79L78 156L80 154H83V151L85 152L86 148L88 147ZM114 147L123 148L124 152L120 153ZM53 150L51 151L50 156H51ZM250 153L251 154L253 153L250 156L251 160L254 162H257L259 167L257 166L258 168H255L252 172L249 173V172H246L243 170L245 167L249 168V170H250L251 166L248 164V161H247L249 157H248V155L246 156V154H250ZM147 154H149V152ZM34 155L38 156L39 158L35 157ZM171 155H172V153L170 152L169 156H171ZM253 156L256 158H254ZM214 157H213V159H214ZM35 159H37V160H35ZM75 159L77 160V162H74ZM110 159H114L111 163V166L106 167L107 169L105 168V170L103 169L105 171V173H109V176H107V174L101 172V167H103V164H102L103 160H104V162H107ZM245 159H247V160H245ZM68 160H70V162H68ZM251 160H250V163H251ZM165 162H166V160H165ZM11 163H12V161H11ZM155 164H156V162H155ZM169 165H170V163H169ZM254 165H256V163H254ZM18 166L13 168V170H12V168L8 167L9 169L6 168L4 171H1L0 172V178H2V177L4 178L6 176V174H10L9 177H12L14 174H17V173H19L23 178L26 177L25 175H27V174H25V172H27V169L24 166L23 167H20V166L18 167ZM135 166H139V165L137 164ZM252 168L253 167H251V170H252ZM134 169H136V168H134ZM209 169H211V168H209ZM162 171L170 173L169 172L170 170L168 167L162 169ZM127 172H131V171L128 170ZM252 173H254V176L250 177L249 175ZM183 174H185V175H183ZM216 175H218V173ZM62 176H67L68 179L70 178L68 180V182L65 180L66 184H68L66 190L64 189V187H65L64 180H60V178ZM147 176H146V178H147ZM156 176H157V178H160L161 174L158 172L156 174ZM227 177H229V178H227ZM230 177H232V178H230ZM256 177H258V179L252 180V178H256ZM225 178H227V180ZM141 179H143V177ZM25 180H26V178H25ZM178 180H180V181H178ZM135 181H136V178H135ZM215 181H217V178H215ZM215 181H214V183H215ZM226 182H227V184H226ZM120 184H121V182H120ZM155 184H156V182H155ZM33 185L34 184H32L31 187ZM144 185H145V182H144ZM128 186H130V185H128ZM159 186H160V184H159ZM162 186H163V184H162ZM208 186H210V185H208ZM229 186H231V187H229ZM135 187H137V186H135ZM238 187H240L243 191H245V193L242 191H237ZM165 188H167V187H165ZM247 189H251L250 195L246 191ZM145 191H146V189H145ZM153 191H155V190H153ZM202 191H205V190L203 189ZM129 194H133V193H129ZM178 194H179V192H178ZM27 195H29V194L27 193L26 196ZM116 196H117V194H116ZM128 196H130V195H128ZM120 197H122V196H120ZM5 199H6V197H4V200ZM172 199H175V196H172ZM128 201H130V200H128ZM143 201H144V199H143ZM112 202H113V200H112ZM116 202H118V201L116 200ZM177 202H179V200ZM241 202H239V203H241ZM105 206H107V205H105ZM174 206H172V207H174ZM95 207H94V209H95ZM104 209H105V207H104ZM120 209H122V208L120 207ZM232 209H233V207H231V206L229 207V205H227V206H225V209H223L221 211L223 214L226 212V210H228V212H231ZM173 210H174V208H173ZM101 213H103V212L101 211ZM114 213H116V212H114ZM114 213H113V215H114ZM104 215H103V217H104ZM227 216H229V217H227ZM106 217H107V215H105V218ZM138 217H139V215H138ZM99 218H101V217H99ZM115 218H117V217H115ZM228 218H230V219H228ZM101 220H103V218ZM110 220H111V218H110ZM88 221H85V222L81 221L82 222L81 227H84V231L89 232L90 235H92L91 232H93V231L96 232L97 230L100 229V227L103 226L102 225L103 222H99V224L95 226L94 222H88ZM103 221H105V220H103ZM203 221L205 223H207V222L208 223H217L218 222V221L213 222L212 220H208V219H205ZM256 221L258 222L257 229H255L256 228L255 227ZM220 222H221V219H219V223ZM186 223H187V225H186ZM223 228H225V227H223ZM105 229H103V230H105ZM158 229H160V230H158ZM103 233H104V231H103ZM154 234H156V233H154ZM237 234H235V235H237ZM220 235H222V234H220ZM40 236L42 237L43 241L46 244H48L49 247L54 246V247H51V249H48L45 252L46 254L51 253L54 250V248H60V251L63 250L65 253L66 252L73 253V251L78 252L80 249H83L85 247V244H87V243L91 244L92 243L91 242L92 239L90 236L89 237L86 236L87 242L84 241V238H81V239H80V237L78 238L77 235L70 237L69 241H65L67 239L60 240V238H58V237L55 238V235L47 237L46 233L40 234ZM114 236H113V239H114ZM158 236H160V237H158ZM218 236H219V234H218ZM103 237L105 238L106 236L104 235ZM178 237L179 238L175 239V240H177L178 246H180L179 244H181L183 247V245L186 244L188 241H186V238L183 237V234L178 236ZM202 238H205V239L201 240ZM105 239L107 242L109 241V240H107L108 237ZM113 239L111 238L110 241L112 242ZM161 239H162V241L164 240L165 242H160ZM63 241H65V242H63ZM156 241H159V243H160L159 247L156 246L158 244H154ZM2 242L9 243L8 240H4ZM111 242L109 244H111ZM219 242H221V241H219ZM99 244H102V243H99ZM204 244L206 245V243H204ZM174 245H175L174 247L176 248L177 245L175 243H174ZM194 245L197 246L198 248L197 247L194 248L193 247ZM230 245L232 246L231 248H229ZM238 245H239V247L244 249L243 252L238 251ZM7 247H9V245H7ZM207 247L208 246H206L205 249ZM94 249L96 250V248H94ZM234 249H235L236 254H234V252L232 251ZM6 250H8V249H6ZM229 251H230V253H229ZM196 252L198 253V255ZM164 253H161V254H164ZM211 254H212V256L209 259L208 255H211ZM253 255L255 258L254 261H252ZM147 257H149L148 254L146 255V258ZM170 257L173 258V259H171V261H169ZM177 257H180V258H177ZM217 258L219 260L217 262H215L217 260ZM231 260L233 261V259H231ZM235 260H236V258H235ZM126 264H134V263H133V261L132 262L128 261ZM136 264H137V262H136Z\"/></svg>",
  "mask_w": 264,
  "mask_h": 264
},
{
  "label": "water",
  "instance_id": "95a60500",
  "mask_svg": "<svg viewBox=\"0 0 264 264\" xmlns=\"http://www.w3.org/2000/svg\"><path fill=\"white\" fill-rule=\"evenodd\" d=\"M128 5H131L132 8V4L130 3L129 0H123L122 3L116 5L112 10L108 11L106 16L107 20L112 21L118 17L125 16L129 11V9L127 8ZM76 36L77 35L74 36L75 40L77 39L79 40V37Z\"/></svg>",
  "mask_w": 264,
  "mask_h": 264
},
{
  "label": "snow or ice",
  "instance_id": "6c2138e0",
  "mask_svg": "<svg viewBox=\"0 0 264 264\" xmlns=\"http://www.w3.org/2000/svg\"><path fill=\"white\" fill-rule=\"evenodd\" d=\"M127 8L130 10L131 9V5H128ZM246 191L248 192L249 195L251 194V189H247Z\"/></svg>",
  "mask_w": 264,
  "mask_h": 264
}]
</instances>
